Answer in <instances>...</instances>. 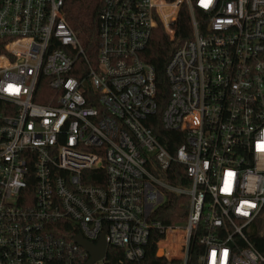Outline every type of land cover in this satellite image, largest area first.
<instances>
[{
	"label": "built area",
	"instance_id": "2783aa9c",
	"mask_svg": "<svg viewBox=\"0 0 264 264\" xmlns=\"http://www.w3.org/2000/svg\"><path fill=\"white\" fill-rule=\"evenodd\" d=\"M64 3L0 0V264H89L78 235L105 240L92 264H113L110 248L138 264L153 232L168 261L190 264L197 242L198 264H264L248 237L264 211V0H102L93 65ZM184 7L192 33L160 117L182 134L171 153L148 126L156 72L141 54L158 28L175 40ZM168 193L189 197L181 225L152 219Z\"/></svg>",
	"mask_w": 264,
	"mask_h": 264
},
{
	"label": "trees",
	"instance_id": "16d2710c",
	"mask_svg": "<svg viewBox=\"0 0 264 264\" xmlns=\"http://www.w3.org/2000/svg\"><path fill=\"white\" fill-rule=\"evenodd\" d=\"M101 8L102 0H65L64 3V13L67 21L77 34L84 49V53L91 65L96 63V57L99 50ZM175 29L176 38L174 41H171L165 35L164 31L161 28H158L153 32L148 46L141 54L142 60L152 65L156 72L158 111L157 114L151 118V122H149L148 126L153 130L158 140L166 146L171 153H175L177 147L181 144L182 134L176 131H167L161 125V113L163 112L169 99V84L165 76V69L179 45L191 36L192 24L187 7L182 9L179 20L175 25ZM78 63L79 65H84L86 67L88 65L85 58H81ZM177 169L178 175H171V177H169L170 181L176 185L189 187L190 180L187 178L185 168L183 166L173 165L168 173H172ZM188 206V196H178L168 193L165 203L153 213L152 219L160 222L164 226L182 224L187 219L189 211ZM263 219L264 211L258 221ZM254 224L248 233V237L255 248L264 253V231L261 230L262 228L256 225L254 226ZM74 233L78 234L79 231L74 229ZM159 239H161V235L156 232L151 234L150 242L146 248L145 257L138 264H182L181 261H168L167 259L161 258L157 255L156 242ZM113 252L115 251L110 248L108 251V258L111 259L113 264H122L120 262L121 255L112 259ZM202 253L203 247L197 242H194L190 254V264H198Z\"/></svg>",
	"mask_w": 264,
	"mask_h": 264
},
{
	"label": "water",
	"instance_id": "95a60500",
	"mask_svg": "<svg viewBox=\"0 0 264 264\" xmlns=\"http://www.w3.org/2000/svg\"><path fill=\"white\" fill-rule=\"evenodd\" d=\"M75 242L90 255L89 264L102 259L106 254L107 245L103 237L96 245L84 240L81 235L75 237Z\"/></svg>",
	"mask_w": 264,
	"mask_h": 264
},
{
	"label": "rangeland",
	"instance_id": "374dc122",
	"mask_svg": "<svg viewBox=\"0 0 264 264\" xmlns=\"http://www.w3.org/2000/svg\"><path fill=\"white\" fill-rule=\"evenodd\" d=\"M264 219L263 220H261V221H256V223L254 224V226L256 225V226H258V227H260V228H262L261 230L262 231H264ZM261 224V225H260ZM177 225H181V224H177ZM179 248V247H178ZM175 249V248H174ZM173 249V251H175V252H177L178 251V249H176V250H174ZM159 251V250H158ZM158 256L159 257H161V258H163V255H160L159 253H158ZM171 261H173V260H171Z\"/></svg>",
	"mask_w": 264,
	"mask_h": 264
},
{
	"label": "bare ground",
	"instance_id": "6f19581e",
	"mask_svg": "<svg viewBox=\"0 0 264 264\" xmlns=\"http://www.w3.org/2000/svg\"><path fill=\"white\" fill-rule=\"evenodd\" d=\"M164 244H165V242H162V243L160 244V250H159V254H160V255H163V253H164V251H163V246H164Z\"/></svg>",
	"mask_w": 264,
	"mask_h": 264
}]
</instances>
